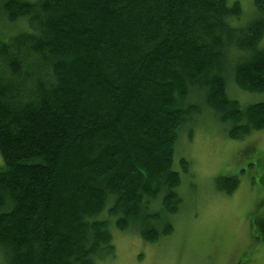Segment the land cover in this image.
<instances>
[{
  "label": "trees",
  "instance_id": "1",
  "mask_svg": "<svg viewBox=\"0 0 264 264\" xmlns=\"http://www.w3.org/2000/svg\"><path fill=\"white\" fill-rule=\"evenodd\" d=\"M254 7L244 25L239 0H0V264H99L113 229L173 234L181 133L206 109L234 140L264 130V103L229 89L264 94Z\"/></svg>",
  "mask_w": 264,
  "mask_h": 264
},
{
  "label": "rangeland",
  "instance_id": "2",
  "mask_svg": "<svg viewBox=\"0 0 264 264\" xmlns=\"http://www.w3.org/2000/svg\"><path fill=\"white\" fill-rule=\"evenodd\" d=\"M239 1L246 25L254 0ZM14 30L0 24L4 36ZM229 89L242 106L264 103V94L245 93L231 82ZM194 104L203 108L201 102ZM205 113L191 131L181 133L175 148L183 205L172 219L173 234L148 242L135 230L113 229L115 256L99 264H264V130L234 140L214 113ZM181 159L188 162L185 168ZM223 179H238L232 195L221 192Z\"/></svg>",
  "mask_w": 264,
  "mask_h": 264
}]
</instances>
